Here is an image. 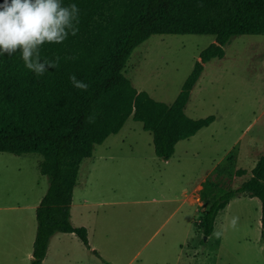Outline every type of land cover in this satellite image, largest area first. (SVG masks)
Masks as SVG:
<instances>
[{
  "label": "rangeland",
  "instance_id": "obj_1",
  "mask_svg": "<svg viewBox=\"0 0 264 264\" xmlns=\"http://www.w3.org/2000/svg\"><path fill=\"white\" fill-rule=\"evenodd\" d=\"M213 42L210 35H152L132 51L123 74L137 91L170 105L199 53ZM224 51L222 59L203 65L184 109L192 119L214 121L177 143L169 160L156 157L152 135L129 118L82 161L73 223L85 225L93 243L96 227L107 224V246L98 248L102 256L94 254L93 264H264L257 198L231 200L208 237L196 224L202 215L193 202L198 182L216 178L222 187L236 188L264 149V35L235 36ZM41 159L0 153V264H28L31 258L25 256L36 230L31 206L48 188ZM233 216L239 217L235 229L229 226ZM78 249L64 261L89 264L79 241Z\"/></svg>",
  "mask_w": 264,
  "mask_h": 264
},
{
  "label": "trees",
  "instance_id": "obj_2",
  "mask_svg": "<svg viewBox=\"0 0 264 264\" xmlns=\"http://www.w3.org/2000/svg\"><path fill=\"white\" fill-rule=\"evenodd\" d=\"M73 3L80 10L79 32L40 48L41 60L59 57L58 66L37 76L25 67L20 51L0 54V153L40 155L38 169L48 180L35 209L29 264H42L57 233L75 234L90 249L87 230L70 221V206L79 167L97 145L131 118L152 135L156 157L169 160L177 143L214 121L184 112L203 65L222 59L235 36L264 35V0H62L65 6ZM152 35L214 38L170 105L137 91L123 74L132 51ZM72 75L88 84L86 91L73 86ZM240 197L261 202L264 230V149L240 186L224 188L216 178L201 183L204 210L196 223L201 233L210 236L218 214Z\"/></svg>",
  "mask_w": 264,
  "mask_h": 264
},
{
  "label": "clouds",
  "instance_id": "obj_3",
  "mask_svg": "<svg viewBox=\"0 0 264 264\" xmlns=\"http://www.w3.org/2000/svg\"><path fill=\"white\" fill-rule=\"evenodd\" d=\"M79 13L76 4L65 6L62 0H2L0 2V54L12 56L20 51L27 69L37 76L58 66L59 57L41 60L40 48L45 43H63L71 34L79 32ZM75 59V57H71ZM75 88L87 90L88 84L70 76ZM91 119V117H90ZM238 216L229 226L237 227ZM219 238L222 233L215 232Z\"/></svg>",
  "mask_w": 264,
  "mask_h": 264
},
{
  "label": "crops",
  "instance_id": "obj_4",
  "mask_svg": "<svg viewBox=\"0 0 264 264\" xmlns=\"http://www.w3.org/2000/svg\"><path fill=\"white\" fill-rule=\"evenodd\" d=\"M205 179L201 182H198V184L195 186V188L193 190V194L195 193L196 196L198 195V198H197L198 200H195L193 198V202L198 204V206H200L202 211L204 210V206H203V203L199 199V191L201 189V183L204 182ZM184 192L186 193V190H184ZM42 197L39 199L37 204L31 206L33 208L34 212H35V209L38 206L40 200L42 199ZM72 207H73V204L71 202L70 221H71L72 225L75 227H84L87 230V238H88V244H89L90 249L86 248V252H85L86 254H84V255L86 258L89 257V259L91 260V261H89V264L96 263L93 261V257H95V259H97V258L92 253V251H96L100 257L102 256L101 253L98 251L99 250L98 248H101L102 246H107V224L105 222L102 223V221H101L99 223V225L96 227L97 238L94 241L96 243H93L92 242L93 239L90 237V232L88 231V228L85 225L73 223V219H72L73 215H72V209H71ZM260 208H261V203H260ZM28 237H29L28 238V241H29L30 240V232L28 234ZM34 238H35V235L33 237L31 246L33 245ZM78 241L81 243L80 239L75 234H71V233H57V234L53 235L49 241L46 256H45L42 264H47V263L69 264L67 261H64V260H65V258L66 259L72 258L71 256L75 253V248H76L77 252L80 251L78 249ZM89 253H92V255ZM25 254H26L25 255L26 258L32 257V250L30 252L28 251ZM89 255H91V256H89ZM30 259H29V261H30Z\"/></svg>",
  "mask_w": 264,
  "mask_h": 264
}]
</instances>
